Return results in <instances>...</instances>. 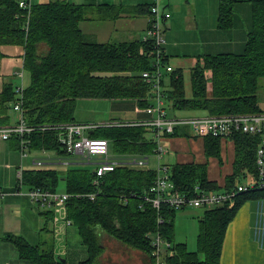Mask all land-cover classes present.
I'll return each instance as SVG.
<instances>
[{"label": "trees", "instance_id": "1", "mask_svg": "<svg viewBox=\"0 0 264 264\" xmlns=\"http://www.w3.org/2000/svg\"><path fill=\"white\" fill-rule=\"evenodd\" d=\"M18 1L0 0V61L11 56L23 57V67L29 73L21 98L27 124L75 121V105L82 99H133L140 107L147 105L148 86L142 81L141 72L151 68V59L143 53L147 52L149 42L137 39L98 43L79 27V22L86 18L83 5L65 0L32 3L27 20V10L20 8ZM234 1L218 0V28L232 26ZM249 1L250 16L242 49L204 54L201 61L197 58L189 68V95L185 92L184 70L181 66L172 68L162 80L167 110H200L209 115L264 111L257 97L259 80L264 78V0ZM106 9L108 17L119 12L118 8ZM163 61L166 64V56ZM206 71H210L209 79ZM7 75L0 72V125L10 121L9 107L15 98L12 85L6 81ZM146 133L144 127L122 126L98 128L89 131L88 136L108 139L115 154L147 156L154 146ZM231 138L235 157L224 189L233 187L235 177L243 170L255 176L258 138L242 133ZM29 139L30 150L53 149L58 154H68L53 130H35ZM14 140L18 146L17 138ZM203 140L206 156L218 157L221 139L204 137ZM170 171L171 180L181 192L190 193L195 184L206 190L221 188L207 179L206 163H177ZM154 175V169L146 166L120 164L98 178L97 184L93 183L94 171L84 167L69 168L63 177L51 168L23 170V181L28 187L57 191L59 180H64V191L69 194L65 215L76 227L87 254L80 264H97L104 248L100 233L141 251L152 264L154 247L150 235L155 233L169 243L171 254L164 256V264H219L225 230L235 211L245 198L264 196L263 187L240 193L231 208L204 209L198 216L196 247L191 251L186 243L174 241L178 210L162 204L157 211L145 199ZM90 193L94 194L93 199L86 196ZM40 214L47 223L52 221L51 209ZM158 217L161 222H157ZM5 239L14 245L18 257L29 264H66L55 256L51 247L32 245L19 236L9 235Z\"/></svg>", "mask_w": 264, "mask_h": 264}, {"label": "crops", "instance_id": "2", "mask_svg": "<svg viewBox=\"0 0 264 264\" xmlns=\"http://www.w3.org/2000/svg\"><path fill=\"white\" fill-rule=\"evenodd\" d=\"M30 1L37 3L50 0ZM65 1L83 5L86 18L79 22L80 29L89 39L105 43L142 39L147 27V7L152 0ZM161 4L170 13L164 23L163 45L168 64L173 59L178 62L189 60L191 67L204 54L239 52L246 41L249 0L234 1L233 24L229 29L217 27L218 0H161ZM107 7L118 8L117 16H105ZM3 60L0 61V66L12 63L10 59ZM16 63L17 61L13 62L6 69H14ZM9 79L6 78V81H11ZM84 105L87 108L83 110ZM8 114L13 122L15 114L10 111ZM74 118L79 122L134 121L147 119L148 115L133 99H82L76 102ZM189 133L191 134L190 129ZM182 136H188V131L186 134L184 129L178 128L176 133L164 137L167 148L164 164L171 168L177 163H206L207 179L217 183L221 187L218 190H227L223 187L225 178L232 173L235 157L233 140H219V156L215 157L206 156L203 138H199L201 144L194 142L195 148L181 151L179 147L183 144ZM189 137L198 138L193 134ZM36 162L40 163L37 165ZM83 163L78 155L58 154L53 149L31 150L21 158L14 138L0 141V187L7 193L1 200L0 207V264H29L18 257L14 245L5 239L9 235L22 237L32 245L51 247L55 256L62 258L66 264H80L86 260V249L77 229L66 218L64 207L52 210V221L47 223L40 214L44 211L42 208L30 201L25 194L14 193L15 171L20 165L23 170L56 169L59 177H63L67 169L81 167ZM252 178L251 173L243 170L242 174L235 177L234 183ZM60 181L64 183L62 178ZM69 237L73 238L72 243L68 241ZM100 237L104 248L97 264H152L149 257L141 251L121 245L106 234L100 233ZM120 247L122 252L115 253L114 249ZM219 264H264V196L245 198L235 211L225 230Z\"/></svg>", "mask_w": 264, "mask_h": 264}, {"label": "built area", "instance_id": "3", "mask_svg": "<svg viewBox=\"0 0 264 264\" xmlns=\"http://www.w3.org/2000/svg\"><path fill=\"white\" fill-rule=\"evenodd\" d=\"M32 2L30 0H19L18 6L26 9V19L29 17V9ZM147 27L142 38L149 42L147 52H144L151 59V68L141 72L142 81L148 86L146 106L142 107L148 118L144 120L122 121L109 120L105 122H63L43 125L27 124L22 109V89L17 87L14 81H22V71L14 70L10 75L15 92L14 101L10 103L9 111L15 114V120L7 124L0 125V141H7L11 138H17L19 142L20 157L23 158L30 151L29 135L35 130L45 131L53 130L57 134V139L66 153L69 155H78L83 161L94 164L93 183H98V178L112 171L118 165H137L146 166L148 156L120 154L111 157L109 151V140L92 138L88 132L98 128H112L122 126H140L147 129L146 136L153 144V152L156 161L154 168L155 175L152 184L148 190V196L145 197L152 207L157 211L162 204L177 210L184 208H202L211 209L225 206L231 208L236 201L237 195L242 192L264 187V111L254 113H238L225 115L209 114H169L165 107L162 80L166 73L172 70V66L163 61L164 51V23L170 17V13L163 9L161 0H152L148 4ZM27 23V21H26ZM202 59H200L201 61ZM23 67V57L21 60ZM209 79L210 71L205 72ZM189 128L191 133L199 138L216 137L218 139H232L237 133L256 136L258 143L255 149V176L249 182H237L233 187L227 190H206L199 184H195L190 193L179 191L171 180L170 168L161 162L163 155L167 152L164 143L166 135L173 134L178 128ZM120 156V157H118ZM40 162H36L38 165ZM16 194H25L30 201L38 205L43 210H57L64 207L69 194L65 191H49L39 187H28L23 181V169L21 165L15 171ZM7 193L0 187V207L1 200ZM93 199L94 194H86ZM162 219L157 218V222ZM69 222V221H68ZM151 236V244L154 249L152 256L153 264H164V256L171 254L169 243L164 241L159 234Z\"/></svg>", "mask_w": 264, "mask_h": 264}, {"label": "rangeland", "instance_id": "4", "mask_svg": "<svg viewBox=\"0 0 264 264\" xmlns=\"http://www.w3.org/2000/svg\"><path fill=\"white\" fill-rule=\"evenodd\" d=\"M7 47H16V46H7ZM10 51V49H7V52ZM19 51V50H18ZM21 53V52H20ZM19 54V53H18ZM6 59H10L13 62H16V65L14 67V69H6L9 68V66L12 64L8 63L5 66H0V72H7L8 75L6 76V78H10V74L13 70H17V71H22L23 73V78L22 81L20 80H16L14 81V78L12 80V82H15L17 87H24L28 84L29 82V73L22 68V65H20V60H21V56H11L9 58ZM4 61V60H3ZM189 60H181L180 62L175 61L174 59L170 62L171 66L173 68L179 67L181 66V68L184 70L183 74H184V86H185V92L186 95L190 94V87H189ZM259 85L260 88L257 92V97H258V103L260 105V107L264 110V78H261L259 80ZM87 106L84 105L82 106V109H86ZM169 114H176V115H185V112L188 111H177V110H167ZM192 112L193 115H197V114H203V111L197 110V111H190ZM96 120V119H95ZM185 130V133L187 134L188 131V136H182L181 137V141H183V144L179 147V149L181 151L184 150H189L190 148H195V141H198V143L201 144V140L198 138H193V137H189V135H191L189 133V128L185 127L182 128ZM110 144V141H109ZM199 145V147L201 148V145ZM197 150H199V148L197 147ZM31 151V150H30ZM29 151V153H30ZM109 151L111 155H118L112 152L111 150V144L109 146ZM27 153V154H29ZM165 155V154H164ZM163 155L161 162L164 163L166 161V158H164L165 156ZM77 157V156H76ZM81 157V156H80ZM149 161L148 164L146 165V168H156V161L154 158L153 154H150L148 156ZM84 163L81 164V167L93 170L94 168V164L93 163H87V161H83ZM243 182H249V180L243 181ZM63 187H64V183L62 181L59 182L58 187H57V191H63ZM204 209L202 208H184L183 210H178L176 215H175V221H174V228H175V233H174V241L175 242H184L186 243V246L189 250L193 251L195 250V238H196V234L198 232V216L202 213ZM74 229L76 228L75 226H73ZM75 237L77 236L76 233L73 234ZM78 237V236H77ZM68 241L70 243L73 242V238L69 237ZM76 245L79 247V244L76 243ZM122 245V244H121ZM73 249H75L74 247H72ZM115 253H121L122 252V248H115L114 249Z\"/></svg>", "mask_w": 264, "mask_h": 264}, {"label": "water", "instance_id": "5", "mask_svg": "<svg viewBox=\"0 0 264 264\" xmlns=\"http://www.w3.org/2000/svg\"><path fill=\"white\" fill-rule=\"evenodd\" d=\"M62 261H63V259H62Z\"/></svg>", "mask_w": 264, "mask_h": 264}]
</instances>
